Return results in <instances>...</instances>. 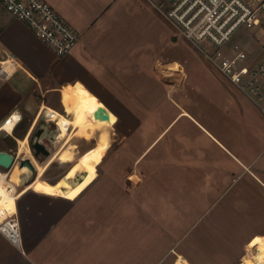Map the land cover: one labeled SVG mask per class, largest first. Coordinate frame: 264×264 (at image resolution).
I'll return each instance as SVG.
<instances>
[{
    "label": "crops",
    "instance_id": "obj_1",
    "mask_svg": "<svg viewBox=\"0 0 264 264\" xmlns=\"http://www.w3.org/2000/svg\"><path fill=\"white\" fill-rule=\"evenodd\" d=\"M45 1L80 42L57 56L0 11V54L20 67L0 80V126L45 99L63 112L74 86L122 137L76 197L17 198L21 244L0 230V264H264V111L158 0Z\"/></svg>",
    "mask_w": 264,
    "mask_h": 264
},
{
    "label": "built area",
    "instance_id": "obj_2",
    "mask_svg": "<svg viewBox=\"0 0 264 264\" xmlns=\"http://www.w3.org/2000/svg\"><path fill=\"white\" fill-rule=\"evenodd\" d=\"M0 4L57 56L78 46L80 34L45 0ZM158 5L179 35L264 111V0H159ZM19 69L13 56L0 54V80H9ZM0 230L15 245L21 244L17 217H8Z\"/></svg>",
    "mask_w": 264,
    "mask_h": 264
},
{
    "label": "rangeland",
    "instance_id": "obj_3",
    "mask_svg": "<svg viewBox=\"0 0 264 264\" xmlns=\"http://www.w3.org/2000/svg\"><path fill=\"white\" fill-rule=\"evenodd\" d=\"M0 11L4 12L7 15L14 18V16L11 13H9L2 4H0ZM38 99L39 100H37V102H38V105H40L41 104V102H40L41 98H38ZM45 101H46V105L50 104L49 100L45 99ZM62 103L64 106L63 112H60L63 110L61 107L59 108L60 111H58L56 109H54V110L65 115L67 118H70L71 114H70L69 108H70L72 102L69 99H66L64 97V94H63ZM42 107H43V105L37 106L34 109H32V112L24 111L22 113L21 121H20V115L18 113H14L3 123V124H5L12 117L18 118V121L14 124V126L10 132H4V133L0 134V149H4L5 151L10 152L11 154H13L15 156V159H16L15 165L13 166V168L11 170H5L3 168H0V171L2 173L7 174V180L9 181V183H12L13 185H15L16 192L22 191L30 183H32L38 177V171H40V170H42V178L44 180H48L52 183L57 182L60 179H62L65 175L70 174L71 172H73V169H74L73 167H74V165L77 164V159L79 157L76 160H74L71 164L62 165L60 162L61 151L64 149L65 145L68 143L73 144V145H77V146H73V148L76 147L74 150L81 149L82 150L81 153L84 154L86 151L97 146V144H95L94 142L87 139V137H89V135L95 136L96 138L101 137L100 131L94 126L92 121H88V122H86L85 127L82 131L78 130L74 126L68 124V127L66 129L60 130V133L65 140L61 141V142H57L55 140V137H57V134H58L57 123L60 122V119L54 117L53 113H51V111L49 109H45V110H43L44 111L43 112ZM49 108H51V107H49ZM49 120H51V121H49ZM19 121H20V123L18 124V127L15 129V127ZM116 123H117V119L114 120V124L112 126L113 127V133L115 130ZM38 128H44L45 130H47L45 133H48V134L44 135L43 138H41V142H43L47 146V148L51 151L50 157H45L43 155H41L39 157L34 156V150L32 149V144L36 140L35 133L38 130ZM73 135L75 137H73ZM79 135H80V138H79ZM72 137H73V139H72ZM119 137H122V136L120 135V132H118L117 130L115 131L114 135L111 134L109 136L108 147H109V149L111 148V151L108 153V155L112 154L114 152V150L117 148V145H118L117 141H118ZM25 140H27L26 143H21V141H25ZM68 147H69V145H68ZM70 148H72V147H70ZM109 149H108V151H109ZM28 151H30V153H28ZM106 153L99 155V156L95 157V159H94L95 175H94L93 181L97 178V175L98 174L100 175L101 172L105 169V167H107V164L102 163ZM27 158H31L32 161H38V164L40 165V167H38L37 173L35 175L29 169L28 177L26 179H24V177H23V179H22V178L17 176L18 169L20 166V160L21 159H27ZM32 191L38 193L35 190H32ZM30 194H32V193H30ZM40 200H42V199L36 198V201H40ZM50 202H57V200L52 199V200H50ZM9 217H16V216L12 214V215H9Z\"/></svg>",
    "mask_w": 264,
    "mask_h": 264
},
{
    "label": "bare ground",
    "instance_id": "obj_4",
    "mask_svg": "<svg viewBox=\"0 0 264 264\" xmlns=\"http://www.w3.org/2000/svg\"><path fill=\"white\" fill-rule=\"evenodd\" d=\"M64 97L69 99L72 104L69 108L71 117L67 118L65 115L59 113L58 111L43 105L42 111L49 109L53 113L54 117L59 118L58 123L59 130L66 129L68 124L74 126L78 130H83L86 122L92 121L94 126L100 131L101 137L96 138L95 136L89 135L87 139L97 144L94 148L86 151L79 158V167L76 169L72 176H66L57 182H50L42 178V170L38 171V177L30 183L24 190L16 192V187L7 180V174L0 172V224L9 217V214L13 212L16 206V200L23 193L27 192L30 188L38 186L46 190L47 192L58 194L66 198L76 197L81 190L91 181L95 175L94 171V159L95 157L106 153L109 149L108 138L113 134V127L105 120H103L96 111V108L92 102L78 87H68L63 90ZM44 112V111H43ZM18 121L17 117H12L5 124L0 126V134L4 132H10L14 124ZM59 130L57 135V142L63 141V136H59ZM64 131V130H63ZM27 140L21 141V143H26ZM79 151L67 149L65 152V161L69 162ZM62 165H65L64 161L60 159ZM38 167L40 165L38 164ZM80 172H86L84 180L75 184L73 183V178L77 176ZM8 173V172H7ZM29 175V169L24 168L21 174H17L18 177L26 179ZM63 188H67L64 190ZM257 263V262H256Z\"/></svg>",
    "mask_w": 264,
    "mask_h": 264
},
{
    "label": "water",
    "instance_id": "obj_5",
    "mask_svg": "<svg viewBox=\"0 0 264 264\" xmlns=\"http://www.w3.org/2000/svg\"><path fill=\"white\" fill-rule=\"evenodd\" d=\"M99 116L103 115H108V110L106 108H100V110L97 112ZM32 149L34 150V156L39 157L41 155L45 157H50L51 156V151L47 148V146L41 142V136H40V131L37 132L36 134V140L32 144ZM16 162L15 156L11 154L8 151H0V168H3L5 170H11ZM24 168H28L32 171V173L35 175L37 173V168L33 164L30 158H27L23 160L20 163L19 169H18V174H21V171ZM87 175L86 172H80L77 174L75 178H73V182L75 184L81 182L84 180L85 176ZM66 190L67 188H63Z\"/></svg>",
    "mask_w": 264,
    "mask_h": 264
},
{
    "label": "flooded vegetation",
    "instance_id": "obj_6",
    "mask_svg": "<svg viewBox=\"0 0 264 264\" xmlns=\"http://www.w3.org/2000/svg\"><path fill=\"white\" fill-rule=\"evenodd\" d=\"M49 121H51V120H49ZM57 125H58V123H57ZM58 130H59V126H58ZM40 131V136H41V138H43V136L44 135H47L48 133H45L47 130H45L44 128H38V130L36 131V133H35V137H36V134H37V132H39ZM58 135V134H57ZM56 136V135H55ZM59 136H62L61 135V133H60V130H59ZM79 137H80V135H79ZM55 140H57V137H55ZM65 139H63V141H64ZM56 142V141H55ZM68 145H69V147H68ZM73 146H77V145H73V144H70V143H68V144H66L65 145V147H64V149L61 151V159L65 162V165H68V164H71L74 160H76L78 157L80 158V156H82V154L83 153H81V149H79V151L76 153V155L69 161V162H66L64 159H65V157H64V155H65V152H66V150L69 148V149H71V150H74L75 148H73ZM70 147H72V148H70ZM28 153H30V151H28ZM58 153V152H57ZM56 153V154H57ZM55 154V155H56ZM79 158L77 159V164L76 165H74V169H73V172H71L70 174H68V175H65L64 177H66V176H72L73 174H74V172L76 171V169L80 166L79 165V163H78V160H79ZM31 159V158H30ZM23 160H25V159H21L20 160V163L23 161ZM31 161H32V159H31ZM33 162V164L37 167V169H38V161H32Z\"/></svg>",
    "mask_w": 264,
    "mask_h": 264
},
{
    "label": "snow or ice",
    "instance_id": "obj_7",
    "mask_svg": "<svg viewBox=\"0 0 264 264\" xmlns=\"http://www.w3.org/2000/svg\"><path fill=\"white\" fill-rule=\"evenodd\" d=\"M253 243H256V241H254Z\"/></svg>",
    "mask_w": 264,
    "mask_h": 264
}]
</instances>
